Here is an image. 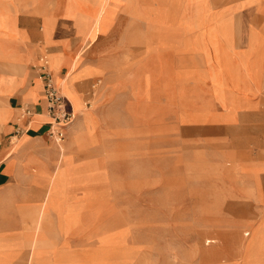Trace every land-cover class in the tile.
Instances as JSON below:
<instances>
[{
	"label": "rangeland",
	"instance_id": "374dc122",
	"mask_svg": "<svg viewBox=\"0 0 264 264\" xmlns=\"http://www.w3.org/2000/svg\"><path fill=\"white\" fill-rule=\"evenodd\" d=\"M11 3L0 0V38L13 33ZM40 14L51 43L55 29ZM65 15L84 40L69 62L66 53L43 57L74 111L75 158L91 166L76 168L66 138L57 143L48 128L44 138L59 144L64 160L57 169L59 155L52 171L39 172L42 199L22 215L32 218L35 233H68L80 231L79 217L90 211L98 246L83 255L63 252L56 264H264V220L236 198L232 171L234 159L251 155L233 157L227 139L230 131L264 132V118L245 115L236 127H220L235 123L237 110L252 107L248 97L264 86L260 37L251 31L247 49L234 48V20L264 24V0H70ZM240 30L236 45L244 48ZM59 42L68 46V38ZM81 80L84 98L75 87ZM215 132L227 134L214 139ZM25 137L5 142L15 152ZM254 180L257 186L256 172ZM240 186L243 196L262 194ZM9 259L0 252V264Z\"/></svg>",
	"mask_w": 264,
	"mask_h": 264
},
{
	"label": "crops",
	"instance_id": "0c3cea01",
	"mask_svg": "<svg viewBox=\"0 0 264 264\" xmlns=\"http://www.w3.org/2000/svg\"><path fill=\"white\" fill-rule=\"evenodd\" d=\"M8 1L12 2L10 10L13 13L11 17L13 33L0 38V47L4 54L0 59V101L7 114L3 123H0V252L10 258V264L15 262L20 264H56L60 261L61 253L87 254L97 248L98 242L90 227L94 220L90 211L85 210L79 217L83 228L80 231L74 229L68 233H63L55 227L38 228L35 233V227L31 223L32 218H24L22 215L26 211L34 209L42 199L45 180L39 176V172L45 168L52 171L60 155L58 169L63 163L65 155L63 150L60 154L59 144L46 141L44 138L47 129H50V120L45 112L41 73L38 66L40 58L47 54L66 53L65 56L69 62V55L73 56L77 53L78 46L84 39L77 32L78 24L75 18L65 15L70 0ZM50 4H52L51 7ZM118 6L119 4H113L111 11L114 12V8ZM121 6L124 10V3ZM42 12L50 20L51 29H55L48 37V40L52 41L51 43H46L43 32L44 18L40 14ZM239 22L234 20L236 26L234 48L245 51L251 31L257 38L260 37L257 44L264 47V24L252 20L244 27ZM242 27L246 29V47L238 48L236 40L239 33H242L240 30ZM191 33L194 34V31ZM64 38H68L66 47H63L59 42ZM63 70L64 67L60 70L61 75H63ZM261 70L263 76L261 83L264 84V67ZM51 76L53 78V72ZM80 78L78 75V80ZM86 80L75 82L76 90L82 98H84L85 87L80 83ZM248 99L252 107L238 109L235 123H225L220 127H236L243 121L245 115L250 116L258 113L260 117L264 118V86ZM214 105L221 111L216 102ZM24 108L30 110V115L21 114ZM259 108H261L260 111ZM212 125L216 126V124ZM261 126L263 127L264 124L262 123ZM17 130L21 131L20 135H15ZM230 132L231 137L227 138L233 140L230 146V151H232L230 155L241 156L242 153L246 156L251 155V158L247 160L234 159L232 171L235 173L236 184L240 183L241 185L247 182L249 188L259 187L262 192L261 196H243L244 188L239 185L236 198H240L242 200L240 202L250 204L252 208L257 209V212L260 213V217L257 219L264 220V159L256 157L257 154L262 157L264 155V132ZM64 134V139L66 138L65 153L72 156V163L76 168L84 166L87 169V166L90 167L91 163H83L75 158L81 148L73 143L74 132L70 126L64 130ZM212 134L214 139H221L227 133L215 132ZM23 135L26 136L25 139L17 150L12 152V141L9 144H6L5 141L11 140L12 137L20 138ZM2 142L5 143L2 144ZM250 145L253 148H250ZM250 151H255V153ZM8 157L13 158L11 165H6ZM252 170L257 171L253 172ZM255 172L258 178L257 186H255L254 180ZM237 225L242 224L238 221ZM35 235L39 236L37 240L28 238ZM226 250L230 251V248H226Z\"/></svg>",
	"mask_w": 264,
	"mask_h": 264
},
{
	"label": "built area",
	"instance_id": "2783aa9c",
	"mask_svg": "<svg viewBox=\"0 0 264 264\" xmlns=\"http://www.w3.org/2000/svg\"><path fill=\"white\" fill-rule=\"evenodd\" d=\"M38 70L41 73L42 93L45 100V112L50 122V135L55 136L54 140L58 143L64 139V130L72 123L73 114L63 108V98L57 91L51 73L47 68L46 58H40ZM26 116L30 115L29 110H25ZM19 130L15 135L19 134Z\"/></svg>",
	"mask_w": 264,
	"mask_h": 264
},
{
	"label": "bare ground",
	"instance_id": "6f19581e",
	"mask_svg": "<svg viewBox=\"0 0 264 264\" xmlns=\"http://www.w3.org/2000/svg\"><path fill=\"white\" fill-rule=\"evenodd\" d=\"M46 63H47V61H46ZM53 82H54V85H55L57 91L59 92V94L63 98V108H64V110L67 111V112L72 113L73 114V120H74V118H75L74 111L72 109L71 104L67 103V101H66L67 97L65 96L64 87L62 86L63 82H59L55 77H53ZM73 120H72V122H73Z\"/></svg>",
	"mask_w": 264,
	"mask_h": 264
}]
</instances>
